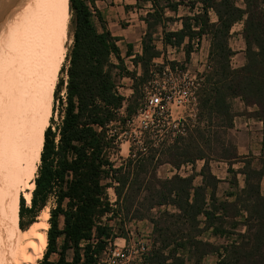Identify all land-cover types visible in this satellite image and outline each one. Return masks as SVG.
<instances>
[{
  "label": "trees",
  "instance_id": "1",
  "mask_svg": "<svg viewBox=\"0 0 264 264\" xmlns=\"http://www.w3.org/2000/svg\"><path fill=\"white\" fill-rule=\"evenodd\" d=\"M158 1L153 0V12L143 18L147 30L141 55L128 45L123 58L120 39L106 28L93 1L70 0L75 33L62 120L55 132L48 128L45 133L31 208H26L25 199L20 201L21 230H25L26 216L31 217L28 225L34 224L37 215L54 201L48 246L39 264H100L115 239L126 238L117 232L124 233L128 222L142 221L153 228L152 246L143 264H201L211 255L218 256L217 264H264V155L256 163L240 157L231 142L217 141L213 128L214 120L216 129L224 133L233 128V100H240L246 109H256L247 115L264 122V0H243L244 9L236 0H165L166 9L175 13L183 4L191 10L200 6V12L178 19L182 29L176 32L167 31V23L174 19L166 17ZM237 24H243L246 49L245 64L235 69L232 59L236 53L230 40ZM159 28L163 29L164 46L183 48L186 62L203 39H209L207 67L196 83L197 122L207 126L194 131L181 127L182 135L170 146L131 153L116 168L111 153L119 135L109 129L116 122L126 124L121 111L130 118L138 112L140 86L149 83L154 61L162 57L154 40ZM125 59H131L142 76L137 77V71L130 73ZM171 66L174 71L175 64ZM116 71L134 83L130 100L119 92ZM215 143L219 155L212 147ZM212 160L229 166L232 178L227 200L217 195L222 181L212 174ZM197 162H204L198 174L200 186H195L194 176H158L162 166L180 170L195 167ZM237 163L243 164L241 170L233 169ZM238 175L244 177L243 189ZM109 189L115 193L114 204ZM155 210H160L157 217L152 216ZM116 221L119 228L115 230L110 222ZM208 232L230 243L217 246L204 241ZM235 237L241 242L233 240ZM69 252L73 253L71 259ZM54 255L56 261L51 260Z\"/></svg>",
  "mask_w": 264,
  "mask_h": 264
},
{
  "label": "bare ground",
  "instance_id": "2",
  "mask_svg": "<svg viewBox=\"0 0 264 264\" xmlns=\"http://www.w3.org/2000/svg\"><path fill=\"white\" fill-rule=\"evenodd\" d=\"M69 10L70 0H0V264H39L47 250L50 209L21 230L18 207L36 188Z\"/></svg>",
  "mask_w": 264,
  "mask_h": 264
},
{
  "label": "rangeland",
  "instance_id": "3",
  "mask_svg": "<svg viewBox=\"0 0 264 264\" xmlns=\"http://www.w3.org/2000/svg\"><path fill=\"white\" fill-rule=\"evenodd\" d=\"M134 1V0H133ZM148 0H140L137 5H134L130 14V20H137V17H146L148 11L151 10V5L147 2ZM174 2L177 0H173ZM237 6L240 8H245L243 0H236ZM159 8H165V14L167 18H175V15L166 11V6H168V2L165 0H159L157 2ZM179 8V16H188L189 10L187 6ZM264 8V7H263ZM70 14L67 19L66 25V34L63 45L61 47V57L58 58L57 64L59 65V69L57 71V79L56 86L54 91V101H53V115L52 119L48 125L47 129H52L53 132L56 131L57 126L61 124L62 120V112L65 107L66 102V86L68 82L67 73L70 67L69 58L71 54V50L74 44V33H75V21L73 17V13L71 9L69 10ZM134 15V16H133ZM137 15V17H136ZM215 20V19H214ZM100 28L101 25L97 23ZM124 25H126L124 23ZM135 25V23H133ZM179 24L174 19L173 22L168 23L166 25L168 31H176L178 29ZM124 28V26H123ZM243 24H237L232 30V38L230 40V46L236 53L234 58L232 59V67L237 69L242 63L245 64V43L242 37ZM137 33L134 34V45L135 52L141 50V44L139 40L141 37L140 28H137ZM160 33V28L156 32ZM137 37V39H136ZM159 36L154 35V40L156 46L161 48V44L158 41ZM209 39H203L201 46L198 51L195 52L191 56L190 62H186L184 49H168L162 50V54H164V58H160L159 60L154 61V66L152 67V77L149 80V83L140 86L139 97L137 98L136 108L138 112L136 115H133L131 118L127 117L125 111H121V117L126 118L127 122L125 125L116 122L114 123L109 131L111 134H118L119 138L117 143L115 144L112 153H111V161L114 163L115 167L118 168L130 157L131 153L137 154L138 152H145L147 149L151 147L155 149H159L162 144L165 146H170L174 143L175 139L182 135L181 127L186 128L187 130L194 131L195 128L200 126L202 129L207 126L206 123L203 125L198 124L197 122V76L199 74L205 73L207 67V58L209 51ZM197 44V43H196ZM127 45L125 43H120L119 48L122 50L123 55L125 56V51L127 50ZM116 64L117 62L113 60ZM126 61V59H125ZM175 64V70H172L171 64ZM128 71L130 73H134L137 71V77L142 76L141 69H136L133 64H131V60H127L125 62ZM115 79L117 86L119 88V92L127 99L130 100L133 97V85L131 79L121 76L119 72H115ZM162 94L163 106L162 108H155L151 105V100L155 95ZM232 108L234 114L238 117H247V110L243 106V103L240 100L232 101ZM243 118H239L238 122H242ZM184 124V126H183ZM217 121L214 120L213 128L216 135V139L218 142H231L232 135L229 132L224 133V131L220 129H216ZM180 131V132H179ZM238 133H235V137L238 138L240 145L242 147V151L248 155H244L242 158H247L252 160L253 162H257L263 155L256 154L259 153L260 146H264V137L255 136L253 134V130H246L240 123L237 129ZM264 133V132H263ZM263 138V140H262ZM232 143V142H231ZM233 144V143H232ZM214 152L216 154H220V150L218 145L215 143L213 146ZM251 148V149H249ZM247 149L249 151H247ZM207 153L209 151L207 150ZM215 154V155H216ZM41 163L39 161L38 167H40ZM203 163L199 162L195 166V169L191 167L188 169L187 167L182 168L180 170H175L171 166L165 165L162 166L158 170V176L162 179H169L174 175H182V176H194L195 177V186H199L201 184V179L198 178V172L201 170ZM233 168L238 171L243 168L242 163H237L233 166ZM211 169L215 175H217L220 179H225L226 181L220 185L218 189V196L220 199L226 198L227 194L231 192L229 179L231 180V175L227 173L228 165L217 160L211 161ZM177 171V172H176ZM38 174V173H37ZM187 176V177H188ZM239 185H243L244 177L238 176ZM262 193L264 194V185L262 187ZM110 198L112 200L115 199L114 192L109 191ZM24 199L23 197H20ZM26 208H31V206L27 205L25 201ZM54 206V201L51 200L46 208H49L50 211ZM18 209L20 210V204ZM45 210V209H44ZM42 210L36 217L35 222L39 221L38 218ZM161 211L167 210L166 208L160 209ZM160 210H155L153 215L154 217L158 216ZM20 213V211H18ZM20 218V217H19ZM18 218V225L21 220ZM31 217L26 216L23 220V224L25 229L29 227V222ZM107 223V221L105 220ZM110 225L115 228H119V221L110 222ZM20 227V225H19ZM21 229V228H20ZM152 225L150 223H141L137 224L136 222H128L124 226V233L117 232V234L121 236H125L127 242L130 244H139L142 242L149 243V248L152 246ZM243 230V229H242ZM244 233V231H243ZM151 236V237H150ZM204 240H210L211 243L217 246H225L230 243L227 239H212L210 235L207 233L203 236ZM233 240H237L241 242V239L233 238ZM123 244L117 246L120 250L123 248ZM223 254V253H222ZM103 255V254H102ZM73 256L72 252H69L68 258L71 259ZM224 257V255H223ZM57 257L53 256L51 258L52 261H56ZM139 255L133 257L128 264H134L133 262H138ZM218 256L211 255L208 256L201 264H217ZM103 261H108L107 256L103 255L101 258V263ZM112 264H119V262L111 261ZM193 264V262L189 263Z\"/></svg>",
  "mask_w": 264,
  "mask_h": 264
},
{
  "label": "crops",
  "instance_id": "4",
  "mask_svg": "<svg viewBox=\"0 0 264 264\" xmlns=\"http://www.w3.org/2000/svg\"><path fill=\"white\" fill-rule=\"evenodd\" d=\"M93 1V3H94V6H95V8H96V10L100 13V15H101V17H102V19H103V21H104V23H105V26H106V28L111 32V34L114 36V37H116V38H119L120 39V42L118 43V47H119V44L120 43H125L126 45H127V50H128V45H133L134 46V53L135 54H139V55H141V53H142V46H141V50L140 51H138V52H135V45H134V34L135 33H137L138 31H137V28H140V31H142L141 32V37H140V39L139 40H136L137 42L138 41H140V44L142 43V39H143V37L145 36V34H146V30H147V27H146V24L144 23V21H143V17L141 16V17H137V15H136V17H137V20H130L129 18H130V14H133V12H131V10H132V8H134L135 6L134 5H137L139 2H140V0H92ZM171 2V3H177V2H180V0H177V1H173V0H168V2ZM150 5H151V10L150 11H148V13H152L153 12V6L155 5L154 3H153V0H148L147 1ZM182 6H184V5H180L179 7H178V12L177 13H175V12H172V11H170L169 9H166V11L167 10H169V12H171L172 14H174L175 15V20L177 21V24H179V26H178V29L176 30V31H179V30H181L182 29V24H181V21H179L178 19H180V18H182V17H186V16H179V8L180 7H182ZM187 6V9L189 10V15L188 16H193L194 14H196V13H198V12H200V6H197L196 7V9H194V10H191L190 9V7L188 6V5H186ZM134 10H135V8H134ZM136 11V10H135ZM134 16V15H133ZM211 19H212V22H216L217 21V19H216V17H215V15L214 14H211ZM215 19V20H214ZM97 23H98V20H96V25H97ZM124 23L126 24V25H124ZM133 23H135V25H133ZM169 23H171V22H169ZM168 24V23H167ZM123 26H124V28H123ZM97 29H98V31L99 32H102V28L100 27H98V25H97ZM166 29H167V27H166ZM167 31H168V29H167ZM176 31H174V32H176ZM172 32V31H171ZM157 36H159V38H158V41H159V44H161V48L160 47H158L157 46V49L161 52L162 50H167L168 51V49H173V48H171V47H165L164 46V44H163V29L162 28H160V33H158V34H156ZM136 39H137V37H136ZM120 49V48H119ZM127 50L125 51V55H126V53H127ZM120 51H121V55H122V57L123 58H125V56L123 55V53H122V50L120 49ZM184 55H185V53H184ZM164 56V54H162V57L161 58H164L163 57ZM160 59V58H159ZM159 59H156V60H159ZM127 60H131V59H126V61ZM155 60V61H156ZM125 61V62H126ZM131 64H132V61H131ZM244 65V63H242V65L240 66V67H242ZM244 106V105H243ZM245 107V106H244ZM245 110H247L248 111V113H253L256 109H252V108H248V109H246V107H245ZM239 118H243V121L242 122H238V119ZM239 123L246 129V130H248V132L249 131H251V130H253V134L255 135V136H259V135H261V137H264V122H260V121H257L256 119H254V118H250L249 116H247V117H238V116H236V118H235V120H234V126H233V128L232 129H230V130H228V132L230 133V135H232V138L233 139H231V142L233 143V145L236 147V149H237V151H238V155L240 156V157H243L244 155H248V154H246L245 152H243L242 151V147H241V145H240V142L238 141V138L237 137H235V133H238V131H237V129H238V127H239ZM262 140H263V138H262ZM249 149H251V148H249ZM247 151H249L248 149H247ZM256 154H260V155H264V146L262 145V146H260V150H259V153H255V155ZM220 162V161H219ZM197 163H199V162H197ZM201 163H203V166H204V162H201ZM223 164L225 163V162H222ZM226 165H228L227 163H225ZM197 165V164H196ZM169 166V165H168ZM203 166H202V168H203ZM185 167H187L188 169L191 167L192 169H195L196 167H194V166H190V165H188V166H184V167H182V168H185ZM181 168V169H182ZM202 168H201V170H202ZM228 169H229V166H228ZM228 169H227V173H228ZM234 169V168H233ZM201 170L198 172V173H200L201 172ZM235 170V169H234ZM211 171H212V169H211ZM177 172V171H176ZM212 174L214 175V176H216L219 180H221L222 181V183L221 184H223V182H225L226 180L225 179H220L217 175H215L214 174V172L212 171ZM229 174V173H228ZM180 176H182L181 174H180ZM188 175H186V176H182V177H187ZM238 176H240V175H238ZM188 177H190V176H188ZM198 178H200L201 179V184L200 185H202V178L200 177V176H198ZM229 181H230V179H229ZM195 182V181H194ZM220 184V185H221ZM229 184V183H228ZM199 185V186H200ZM220 187V186H219ZM230 187V186H229ZM239 188L240 189H243L244 188V181H243V185H239ZM231 189V188H230ZM109 191H113V189H109ZM108 191V192H109ZM114 192V191H113ZM218 195V194H217ZM114 197H115V199L114 200H112L111 198H110V194H109V198H110V201H111V203L112 204H114L115 202H116V196H115V193H114ZM219 197V196H218ZM226 197V196H225ZM222 200H227V198H224V199H222ZM229 200H232V199H229ZM163 209V208H162ZM144 222H146V223H149V222H147V221H142V222H136L138 225L139 224H141V223H144ZM152 233V232H151ZM207 234V233H206ZM208 234L210 235V238H214V239H219V238H215V237H213L212 236V234L211 233H209L208 232ZM205 235V234H204ZM203 235V236H204ZM151 237V236H150ZM202 239H203V237H202ZM204 240V239H203ZM223 240V239H222ZM204 241H207V242H210L211 243V241L210 240H204ZM126 243H127V240H126V238H117V239H115V241L113 242V245H116V246H119L120 247V245H126ZM123 246V247H124ZM55 256V255H54ZM53 257V256H52ZM57 257V256H56Z\"/></svg>",
  "mask_w": 264,
  "mask_h": 264
},
{
  "label": "built area",
  "instance_id": "5",
  "mask_svg": "<svg viewBox=\"0 0 264 264\" xmlns=\"http://www.w3.org/2000/svg\"><path fill=\"white\" fill-rule=\"evenodd\" d=\"M162 94L155 95L151 100V105L155 108H162L164 99ZM150 251L149 243L130 244L127 242L126 245L120 250L116 245L111 244L109 248L104 252L103 255L107 256L108 261H103L100 264H112L111 261L119 262V264H128L130 260L139 255L138 262L134 264H143L144 258Z\"/></svg>",
  "mask_w": 264,
  "mask_h": 264
}]
</instances>
